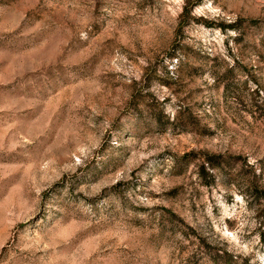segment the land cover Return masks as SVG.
Listing matches in <instances>:
<instances>
[{
	"label": "rangeland",
	"instance_id": "374dc122",
	"mask_svg": "<svg viewBox=\"0 0 264 264\" xmlns=\"http://www.w3.org/2000/svg\"><path fill=\"white\" fill-rule=\"evenodd\" d=\"M196 1L0 0V264H264V0Z\"/></svg>",
	"mask_w": 264,
	"mask_h": 264
},
{
	"label": "trees",
	"instance_id": "16d2710c",
	"mask_svg": "<svg viewBox=\"0 0 264 264\" xmlns=\"http://www.w3.org/2000/svg\"><path fill=\"white\" fill-rule=\"evenodd\" d=\"M201 1H202V0H197V1H196V4H199ZM187 13H188V11H187V7H184V9H183V13L181 14V17H184L185 14H187Z\"/></svg>",
	"mask_w": 264,
	"mask_h": 264
}]
</instances>
